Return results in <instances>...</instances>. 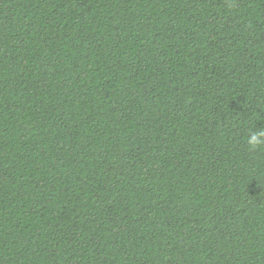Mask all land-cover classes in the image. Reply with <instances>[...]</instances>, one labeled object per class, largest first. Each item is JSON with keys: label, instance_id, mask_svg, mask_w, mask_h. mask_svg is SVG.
I'll return each instance as SVG.
<instances>
[{"label": "trees", "instance_id": "trees-1", "mask_svg": "<svg viewBox=\"0 0 264 264\" xmlns=\"http://www.w3.org/2000/svg\"><path fill=\"white\" fill-rule=\"evenodd\" d=\"M264 0H0V264H264Z\"/></svg>", "mask_w": 264, "mask_h": 264}, {"label": "clouds", "instance_id": "clouds-1", "mask_svg": "<svg viewBox=\"0 0 264 264\" xmlns=\"http://www.w3.org/2000/svg\"><path fill=\"white\" fill-rule=\"evenodd\" d=\"M247 144L250 149H256L264 146V131L253 132L247 137Z\"/></svg>", "mask_w": 264, "mask_h": 264}]
</instances>
